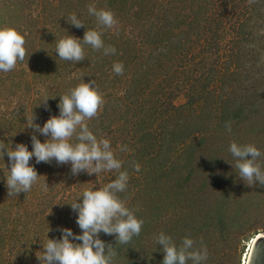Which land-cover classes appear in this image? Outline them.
<instances>
[{
    "label": "rangeland",
    "instance_id": "374dc122",
    "mask_svg": "<svg viewBox=\"0 0 264 264\" xmlns=\"http://www.w3.org/2000/svg\"><path fill=\"white\" fill-rule=\"evenodd\" d=\"M90 5L112 11L117 23L100 25ZM73 13L83 27L70 23ZM0 27L22 33L26 49L24 60L0 71V145L31 150L26 119L33 112L42 126L82 82L94 81L103 98L86 123L110 140L129 175L117 195L144 221L128 243L100 234L114 264H162L156 237L169 235L170 216L178 246L190 237L207 249L202 264L248 263L253 238L264 235V185L241 180L229 145L254 144L264 154V0H0ZM89 29L116 52L81 41L84 59L57 56L61 38L82 39ZM258 159L264 166V155ZM30 164L41 176L29 191L8 195L10 163L6 153L0 158V264H40L42 245L59 238V227L81 231L68 204L119 174L74 176L70 164Z\"/></svg>",
    "mask_w": 264,
    "mask_h": 264
},
{
    "label": "clouds",
    "instance_id": "9594fccd",
    "mask_svg": "<svg viewBox=\"0 0 264 264\" xmlns=\"http://www.w3.org/2000/svg\"><path fill=\"white\" fill-rule=\"evenodd\" d=\"M88 12L97 18L100 25L111 28L117 23L110 10L90 5ZM69 19L77 28L84 26L75 13ZM81 41L90 44L93 49H103L105 55L116 52L113 46H105L101 32L89 29L82 39L71 35L61 38L56 44L57 56L63 60L84 59ZM24 45L25 37L18 30L0 27V71L8 72L18 60H24ZM113 71L122 74V62L114 63ZM48 99L41 103L46 106ZM102 104L103 98L95 82H82L68 94L60 96L57 105L59 114L50 116L42 126L34 122L36 117L33 112L26 119L27 127L34 130L30 136L31 150L24 143H17L15 148L10 149L0 145V158L3 159L6 153L10 163V168L6 167L9 170L6 181L8 195L29 191L41 176L34 164H30L33 158L35 163L50 164L55 161L57 165L70 164L74 176L81 171L97 174L119 170L118 176L104 187L86 189L78 199L68 204L76 213L75 223L81 231L74 233L71 228L59 227V238L47 237V243L42 245L41 256L37 257L40 264H114L116 252L101 239L100 234L113 235L120 243H128L133 236L140 234L144 221L138 219L117 195L128 186V172L120 170L122 161L116 158L110 140L98 139L86 123L97 114ZM226 127L231 131L230 124H226ZM37 133L47 138L41 142ZM74 135L75 143L71 142ZM120 150L127 151V145H122ZM229 151L237 158L236 167L241 180H247L248 186L264 185V166L258 159L264 154L258 147L234 141L229 145ZM49 231L48 227L47 233ZM156 243L163 250L162 264H188L189 260L192 264H202L207 259V249L203 246L194 248V241L190 237H184L178 246L171 236L161 232L156 237Z\"/></svg>",
    "mask_w": 264,
    "mask_h": 264
},
{
    "label": "water",
    "instance_id": "95a60500",
    "mask_svg": "<svg viewBox=\"0 0 264 264\" xmlns=\"http://www.w3.org/2000/svg\"><path fill=\"white\" fill-rule=\"evenodd\" d=\"M248 264H264V235L256 239L253 244Z\"/></svg>",
    "mask_w": 264,
    "mask_h": 264
},
{
    "label": "trees",
    "instance_id": "16d2710c",
    "mask_svg": "<svg viewBox=\"0 0 264 264\" xmlns=\"http://www.w3.org/2000/svg\"><path fill=\"white\" fill-rule=\"evenodd\" d=\"M184 67H185V65H184ZM153 110L155 109V107L154 108H152ZM157 109V108H156ZM155 111H153V115L155 116V113H154ZM157 114V113H156ZM158 115V114H157ZM153 171H156V169H153ZM160 176H161V174H160ZM127 191V193L128 192H130L128 189L126 190ZM128 196V195H127ZM180 196V195H179ZM178 198H180V206H181V203H182V198L181 197H178ZM185 210V209H184ZM158 219V218H157ZM173 223H174V218L173 217H169L168 218V221H167V223H166V225H168V227L170 226V229L168 230V234H169V236H171L172 238H175V237H177V235L179 234V232H177L176 230L178 229V228H174V226H173ZM153 228H154V230L155 229H157V228H159V225L156 223L155 224V226H153ZM182 229V228H181ZM163 231H165V230H163ZM162 231V232H163ZM167 231V230H166ZM135 237H137V235L135 236ZM157 248L159 249L160 248V245L158 244V246H157Z\"/></svg>",
    "mask_w": 264,
    "mask_h": 264
},
{
    "label": "bare ground",
    "instance_id": "6f19581e",
    "mask_svg": "<svg viewBox=\"0 0 264 264\" xmlns=\"http://www.w3.org/2000/svg\"><path fill=\"white\" fill-rule=\"evenodd\" d=\"M260 236H262V234H257V235L253 238L252 244H251V246H250L249 253L251 252L252 246H253V244L255 243L256 239H258ZM245 264H248V263H247V258H246Z\"/></svg>",
    "mask_w": 264,
    "mask_h": 264
}]
</instances>
